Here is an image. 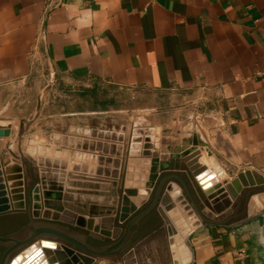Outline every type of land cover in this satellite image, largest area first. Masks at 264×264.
Masks as SVG:
<instances>
[{"label":"crops","instance_id":"0c3cea01","mask_svg":"<svg viewBox=\"0 0 264 264\" xmlns=\"http://www.w3.org/2000/svg\"><path fill=\"white\" fill-rule=\"evenodd\" d=\"M105 93L112 97L108 107H54L65 97ZM117 96L121 104L112 106ZM5 125L10 133L0 137V162L21 167L25 189L33 177L41 188L70 194L72 215L52 223L92 244L109 243L123 230L113 215L93 219L112 237L77 229L75 212H106L119 188L140 189L147 181L150 157L128 155L135 125L155 131L160 161L174 156L163 174L188 179L175 169L188 164L181 155L196 140L198 163L213 181L244 170L264 176V0H0ZM175 205L189 206L183 222L195 223L180 252L154 210V234L95 264H238L239 250L245 264H264L257 222L236 232L233 207L210 213L215 223L207 224L190 204ZM14 214L25 217L14 209L0 215Z\"/></svg>","mask_w":264,"mask_h":264},{"label":"water","instance_id":"95a60500","mask_svg":"<svg viewBox=\"0 0 264 264\" xmlns=\"http://www.w3.org/2000/svg\"><path fill=\"white\" fill-rule=\"evenodd\" d=\"M8 126L0 127V137L9 135ZM156 136L151 128L135 125L131 130L128 155L150 157L148 178L142 188H119L113 202L115 206L106 212L93 210L75 212L74 227L99 232L106 237L113 235L108 231H100L99 225L94 223L93 219H100L97 222L100 223L102 221L100 217L113 215L116 225L122 228L123 232L109 243L92 244L87 240L75 238L73 236L75 230L64 229L60 225L54 226L52 222L60 221L61 213L72 215L66 210L73 209L72 196L67 194L63 197L60 189L41 188L35 184L33 177H30L33 186L25 189L21 167L17 169L15 167L13 171L10 164L0 162V214L14 209L25 213L26 219L16 231L0 235V249H4L0 254V264H95L98 258L122 250L131 240L134 225L154 210L158 211L160 218L168 222L167 233L174 237L177 233L174 232L171 223L183 222L182 214L188 211L189 207L179 211L175 210V204L180 206L190 204L194 212L207 224L215 223L207 218L212 216L210 213L220 214L226 208L233 207L236 212L232 218L240 217L239 222L230 227L232 231L237 232L257 222L264 237L263 175L252 170H244L238 172L230 181H213L214 176L207 173V167L198 163L200 152L196 150L198 144L196 140H193L190 148L182 152L181 157L188 164L181 169H175L184 171L188 179L185 180L176 174H163L172 170L174 156L173 159L170 157L168 160H159L157 148L153 144ZM171 181L177 182L179 188L174 190L169 184ZM260 194L263 196H259ZM258 198L262 199L259 208L254 205ZM245 199L246 205L239 210L241 202ZM220 201L225 207H221ZM160 205H163V210L159 208ZM166 213H169L172 222L168 220ZM84 217H87V220ZM194 226L195 224L192 225ZM246 230L250 232L251 228ZM173 244L174 240H170V245ZM261 246L264 247V241L261 242ZM172 252L176 253L174 250Z\"/></svg>","mask_w":264,"mask_h":264},{"label":"flooded vegetation","instance_id":"af4514ba","mask_svg":"<svg viewBox=\"0 0 264 264\" xmlns=\"http://www.w3.org/2000/svg\"><path fill=\"white\" fill-rule=\"evenodd\" d=\"M147 216L134 225L132 229L133 234L131 241L154 234L157 224L156 222L149 224ZM24 218L25 217H23L22 214L0 215V235H7L11 233L15 227H20L23 225L25 223L23 222ZM2 251H4L3 248L0 249V254Z\"/></svg>","mask_w":264,"mask_h":264},{"label":"rangeland","instance_id":"374dc122","mask_svg":"<svg viewBox=\"0 0 264 264\" xmlns=\"http://www.w3.org/2000/svg\"><path fill=\"white\" fill-rule=\"evenodd\" d=\"M78 97L80 99H78L77 96H75V98L65 97L64 99H60L54 104V107H65V108H75L78 106L108 107V99L112 98L107 93H105V94H94L93 96H86V97H81V96H78ZM120 97L121 96H117L116 98L113 97L117 101L112 106L121 104L120 103ZM140 101H141V103H144V99H141ZM134 104H136V103H134ZM134 119H136V118L134 117ZM176 222H178V221H174V223H176ZM188 226H189L188 228H190V229L193 228L191 225H188ZM184 240H185V238H184Z\"/></svg>","mask_w":264,"mask_h":264},{"label":"bare ground","instance_id":"6f19581e","mask_svg":"<svg viewBox=\"0 0 264 264\" xmlns=\"http://www.w3.org/2000/svg\"><path fill=\"white\" fill-rule=\"evenodd\" d=\"M175 225L178 228V233L174 236V244L173 245L176 246L177 252H180L182 250L181 249V243H182L184 237L186 236V233L190 230V228H188L189 226L182 221L176 222Z\"/></svg>","mask_w":264,"mask_h":264},{"label":"built area","instance_id":"2783aa9c","mask_svg":"<svg viewBox=\"0 0 264 264\" xmlns=\"http://www.w3.org/2000/svg\"><path fill=\"white\" fill-rule=\"evenodd\" d=\"M245 251L239 250L235 255V260L238 264H245L244 262Z\"/></svg>","mask_w":264,"mask_h":264},{"label":"trees","instance_id":"16d2710c","mask_svg":"<svg viewBox=\"0 0 264 264\" xmlns=\"http://www.w3.org/2000/svg\"><path fill=\"white\" fill-rule=\"evenodd\" d=\"M147 217H148V223L149 224L156 222L158 219V216L155 215L154 213H150ZM23 222H25V218L23 219ZM94 243H96V242L94 241Z\"/></svg>","mask_w":264,"mask_h":264}]
</instances>
